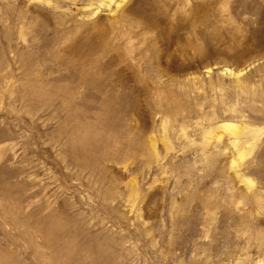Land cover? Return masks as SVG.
<instances>
[{"label": "rangeland", "instance_id": "1", "mask_svg": "<svg viewBox=\"0 0 264 264\" xmlns=\"http://www.w3.org/2000/svg\"><path fill=\"white\" fill-rule=\"evenodd\" d=\"M0 264H264V0H0Z\"/></svg>", "mask_w": 264, "mask_h": 264}, {"label": "bare ground", "instance_id": "2", "mask_svg": "<svg viewBox=\"0 0 264 264\" xmlns=\"http://www.w3.org/2000/svg\"><path fill=\"white\" fill-rule=\"evenodd\" d=\"M225 128H227V129H231V127H229V126H227V127H225Z\"/></svg>", "mask_w": 264, "mask_h": 264}]
</instances>
